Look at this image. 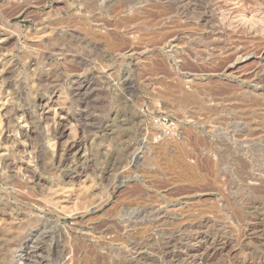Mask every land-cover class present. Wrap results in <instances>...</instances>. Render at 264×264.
<instances>
[{
  "label": "rangeland",
  "instance_id": "rangeland-1",
  "mask_svg": "<svg viewBox=\"0 0 264 264\" xmlns=\"http://www.w3.org/2000/svg\"><path fill=\"white\" fill-rule=\"evenodd\" d=\"M166 1L0 0V264L47 233L45 264H111L160 206L235 231L208 264L264 262V18L235 14L264 0Z\"/></svg>",
  "mask_w": 264,
  "mask_h": 264
},
{
  "label": "bare ground",
  "instance_id": "bare-ground-1",
  "mask_svg": "<svg viewBox=\"0 0 264 264\" xmlns=\"http://www.w3.org/2000/svg\"><path fill=\"white\" fill-rule=\"evenodd\" d=\"M173 1L171 0V2H173ZM181 1H182L181 2L182 6H183L185 1L188 2L187 0H185V1L181 0ZM234 1H237V0H234ZM164 2H167V1L164 0ZM168 2H169V0H168ZM176 3L179 5L180 1H177ZM242 4H243V2L241 3V5ZM244 4L246 5L247 3H244ZM92 5H94V4L89 3L87 6L90 8V7H92ZM178 5H177V7H178ZM245 5L242 8H239L236 10L235 14L238 17L247 20V18L253 19L255 16H258V15L261 16L262 15L264 18V9L263 8L248 9L247 7H245ZM184 6H186V5H184ZM187 6L189 7L190 3ZM215 8H216V6H215ZM178 11H180V10H178ZM178 14H180V12H178ZM180 15H184V11H182V13ZM261 79H263V78H261ZM42 104H44V103H42ZM45 105H47V104H45ZM62 123H64V122H62ZM62 126H63L62 129H64V125H62ZM19 130H20V128H19ZM28 132H30V131H28ZM76 158H77V156H76ZM78 158H80V157H78ZM11 164H13V163H11ZM258 174H260V173H258ZM246 176L248 179L247 181H249V180L252 181V183H250L251 186L256 185L255 182L261 180L260 179L261 175L257 177V173L255 174L254 172L253 173L247 172ZM262 177H263V175H262ZM260 182L262 184L263 181H260ZM247 187L251 188L249 186H247ZM247 187H245V190H248V189H246ZM252 187H254V186H252ZM257 187H255L256 191L258 190V189H256ZM260 191H262V193H264V186L260 187ZM260 191H257V192L260 193ZM261 199H263V198H261ZM259 200L260 199L258 198V201L257 200L251 201L250 203L248 201H246L245 203L243 202L244 207L247 206L248 208L249 207L253 208V210L259 209L261 211H264V203L262 204L261 201H259ZM242 206H243V204H242ZM150 207H152V206H150ZM161 207L162 206H160V208L159 207L158 208H152L153 211H151L152 209L151 210L149 209L153 213V216L151 218L150 217L149 218L150 219L153 218L152 220H150V223L155 227L154 228V230H155L154 234L148 235V236L142 237V238H139V237L137 238L136 236H132V238L131 237L127 238L125 240L124 244H117V245H112L110 243H103L102 244V246L106 247V249H107V250L106 249L105 250L107 251L108 257L112 256L111 257L112 258L111 264H164V263H170V264H208L211 260L216 258L218 255L222 254L224 249L226 248V246L228 244H230L231 242H233V238H235L237 236L234 234L235 231L230 230L228 228V226L224 227V231L222 230L223 231L222 233L220 232L221 227L219 228L220 231L217 229L219 231V233H217V231L215 232V230H216L215 228L217 227L218 223L214 217L205 216L203 214H198V215L196 214V215H192L191 219H189L191 221L186 224V222H187V221H185L186 216H182V215L180 216V215H175V214L171 215V212L169 210L161 208ZM143 211H145V210H143ZM146 212H147V210H146ZM152 213H150V214H152ZM144 215H146V214L144 213ZM144 215H143V217H144ZM149 216H151V215H149ZM189 216H187V217H189ZM146 218L148 220V217H146ZM223 219H224V217H223ZM229 220L230 219L228 218L227 221H229ZM220 221H222V220H220ZM222 222H221V224H222ZM224 222H226V220ZM163 226L164 227L166 226L167 228L164 229ZM168 226H170V227H168ZM249 230H252L253 232L254 231L255 232H261L264 234V214L258 215L256 217L253 228H249ZM50 233H52V232H50ZM126 233L127 232H125V234ZM156 235H158V236L160 235L162 237V242L161 243L156 242L158 244H154V246L150 249V251H148L146 249V245L148 244L147 242L150 241L151 239H153L154 236H156ZM42 237H43V235H42ZM121 237H122V235H121ZM49 238H50V234L47 233V235L43 238V240H41L40 242H37L34 247H29V246H25V245L20 247V250L17 251L15 257H17V260L19 262H21V264H45L46 261L44 259V256L43 257H42V255L40 256L38 250L45 244L44 240L47 241V239L49 240ZM236 239H237V237H236ZM114 243H116V242H114ZM57 253H58V251H57ZM256 257H257V255L255 253H253V251H252L249 253V256L246 259L236 261V262L231 263V264H264V262L256 263V260H257ZM104 259H105V257H104ZM259 259H261V258H259ZM97 262H99V261H97ZM100 263L101 262H99V264Z\"/></svg>",
  "mask_w": 264,
  "mask_h": 264
}]
</instances>
